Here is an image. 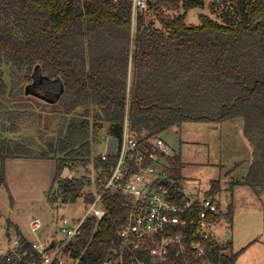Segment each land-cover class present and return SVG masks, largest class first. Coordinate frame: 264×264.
Returning <instances> with one entry per match:
<instances>
[{"label": "trees", "instance_id": "16d2710c", "mask_svg": "<svg viewBox=\"0 0 264 264\" xmlns=\"http://www.w3.org/2000/svg\"><path fill=\"white\" fill-rule=\"evenodd\" d=\"M204 5L152 0L161 26L145 25L141 16L133 35L132 0H0V159H55L62 203L76 202L85 183L61 179L63 169L87 166L105 126L106 137L120 140L127 113L131 130L150 136L186 121L242 118L253 154L240 183L264 194V0H231L222 21L201 14L199 25H187V11ZM171 7L183 11L166 14ZM19 77L33 79L40 96L62 107L55 110L61 120L55 134L7 138L18 132L16 123L7 124L14 112L6 102L20 103ZM95 160L104 178L116 156ZM173 161L179 177L180 156ZM221 188L214 180L206 195ZM93 199L94 193L84 198L86 204ZM122 200L120 192L106 193L100 229L92 233L87 223L70 244L78 264L106 262L109 241L124 221ZM199 223L195 217L194 227ZM239 254L230 252L228 264H236Z\"/></svg>", "mask_w": 264, "mask_h": 264}, {"label": "rangeland", "instance_id": "374dc122", "mask_svg": "<svg viewBox=\"0 0 264 264\" xmlns=\"http://www.w3.org/2000/svg\"><path fill=\"white\" fill-rule=\"evenodd\" d=\"M206 7H196L187 11L186 23L189 26L200 24V15L222 21L221 13L227 10L231 0H217L219 6L215 11L211 3L215 0H204ZM169 14H177L182 8L168 9ZM160 27L156 15L149 13L145 25ZM133 31V35L135 34ZM8 73L6 78L9 80ZM131 78V76H130ZM132 80V79H131ZM130 80V83H131ZM18 88L22 90L20 103L6 102V108L13 110L12 121L16 123L18 132L8 133L10 140H39L41 133L55 134L61 120L55 110L62 109L57 101L40 96L34 81L18 78ZM106 126L100 131L92 143V157L87 166L69 169L61 173V179L81 178L84 181L78 201L62 203L57 178V162L53 158H8L0 159V212L17 223L28 238L35 240L30 230L31 219L39 218L43 227L39 231L40 238H46L56 233L60 218L66 216L69 220L82 216L84 198L89 193L98 191L103 179L100 168L96 166L95 158L106 152ZM163 138L181 156L182 168L179 171L185 183L203 196L214 180H220L222 190L215 196L222 205V218L216 224L214 232L223 240L232 242L230 252L237 253L236 264H264V199L260 201L256 191L241 184L246 162V150L252 149L243 134V119L237 118L224 123L186 121L169 128L162 134ZM229 171V172H228ZM238 185L235 189L233 186ZM237 206L236 217L230 219L227 215L229 204Z\"/></svg>", "mask_w": 264, "mask_h": 264}, {"label": "built area", "instance_id": "2783aa9c", "mask_svg": "<svg viewBox=\"0 0 264 264\" xmlns=\"http://www.w3.org/2000/svg\"><path fill=\"white\" fill-rule=\"evenodd\" d=\"M151 1L132 0V33L139 18L145 20L153 12ZM128 115L115 153L101 154L103 160L116 156L115 164L94 192L93 202H85L82 216L72 220L63 216L56 233L46 238L38 235L42 221L31 219L35 236L31 240L0 212V264H78L79 258L70 255V244L82 236L85 224L93 225L92 233L100 229L107 214L104 196L118 192L124 221L109 241L104 264H228L230 250L214 232L223 216L215 196H200L177 177L176 153L163 133L135 134ZM195 217L200 220L197 228Z\"/></svg>", "mask_w": 264, "mask_h": 264}, {"label": "crops", "instance_id": "0c3cea01", "mask_svg": "<svg viewBox=\"0 0 264 264\" xmlns=\"http://www.w3.org/2000/svg\"><path fill=\"white\" fill-rule=\"evenodd\" d=\"M204 7H206V5H204ZM186 21V20H185ZM187 24V23H186ZM224 122H226V121H224ZM224 122H222V123H224ZM245 152V154H244V156L246 157L244 160L246 161V162H248L247 163V165H246V171H244V175H243V178H242V180H240L241 182L244 180V177L246 176V174H247V172H248V168H249V164H250V160H251V154H253L252 153V149H248V150H246V151H244ZM181 157V156H180ZM182 168V167H181ZM181 168H180V170H181ZM229 172V171H228ZM220 181V180H219ZM213 182V181H212ZM212 184V183H211ZM239 185H243V184H239ZM246 186V185H245ZM236 187H238V185H236V186H233V189H235ZM211 188V187H210ZM210 189H208V191H209ZM221 190H222V188H221ZM208 191H206V193L208 192ZM206 193L204 194V195H206ZM258 197H259V199H260V201H263V199H264V194H260V195H258ZM215 198H216V196H215ZM218 201V200H217ZM219 203V202H218ZM219 205H220V209H221V204L219 203ZM229 211H230V209L232 208L233 209V212H232V218H233V220H234V217H236V214H237V206L235 205V203L234 202H231L230 204H229ZM222 211V210H221ZM229 213V212H228ZM223 215V214H222ZM227 216V215H226ZM222 218V217H221ZM10 220V219H9ZM11 221V220H10ZM14 223V222H13ZM21 231H22V229L19 227V225L17 224V223H14ZM23 232V231H22ZM29 239H31V238H29ZM32 240V239H31ZM226 242V244H229L228 246H231L230 247V249L229 250H232V248H233V244H232V242H230V240L228 241H225Z\"/></svg>", "mask_w": 264, "mask_h": 264}, {"label": "water", "instance_id": "95a60500", "mask_svg": "<svg viewBox=\"0 0 264 264\" xmlns=\"http://www.w3.org/2000/svg\"><path fill=\"white\" fill-rule=\"evenodd\" d=\"M216 3V6H219V3L217 2V0L214 1ZM117 142H118V139L115 138V137H109L108 138V143H107V149L106 151L108 153H115V149H116V146H117ZM69 172V169L68 168H65V174H68ZM53 246V242L50 244L49 247Z\"/></svg>", "mask_w": 264, "mask_h": 264}]
</instances>
